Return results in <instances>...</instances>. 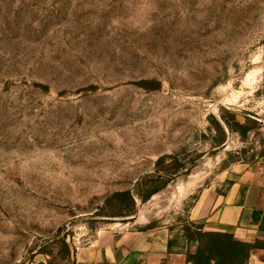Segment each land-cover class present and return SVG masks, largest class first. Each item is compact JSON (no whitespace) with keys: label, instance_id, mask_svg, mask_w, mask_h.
I'll use <instances>...</instances> for the list:
<instances>
[{"label":"rangeland","instance_id":"rangeland-1","mask_svg":"<svg viewBox=\"0 0 264 264\" xmlns=\"http://www.w3.org/2000/svg\"><path fill=\"white\" fill-rule=\"evenodd\" d=\"M260 159L264 0H0V264L193 231L202 190Z\"/></svg>","mask_w":264,"mask_h":264},{"label":"crops","instance_id":"crops-1","mask_svg":"<svg viewBox=\"0 0 264 264\" xmlns=\"http://www.w3.org/2000/svg\"><path fill=\"white\" fill-rule=\"evenodd\" d=\"M187 225L254 244L245 264H264V159L240 161L224 171L202 190ZM185 228L106 230L96 241L78 248L72 264H190L188 255L206 242L188 237Z\"/></svg>","mask_w":264,"mask_h":264},{"label":"trees","instance_id":"trees-1","mask_svg":"<svg viewBox=\"0 0 264 264\" xmlns=\"http://www.w3.org/2000/svg\"><path fill=\"white\" fill-rule=\"evenodd\" d=\"M234 123L242 130L245 126L236 121ZM122 195V194H119ZM148 197H145L146 199ZM188 237L197 236L198 239H204L205 244L200 246L196 253L189 254L190 264H245L248 260L250 251L254 247L251 243H242L233 239L232 235L222 233H206L202 231V226L194 225V230L185 228Z\"/></svg>","mask_w":264,"mask_h":264},{"label":"bare ground","instance_id":"bare-ground-1","mask_svg":"<svg viewBox=\"0 0 264 264\" xmlns=\"http://www.w3.org/2000/svg\"><path fill=\"white\" fill-rule=\"evenodd\" d=\"M249 77H250V75H249Z\"/></svg>","mask_w":264,"mask_h":264}]
</instances>
